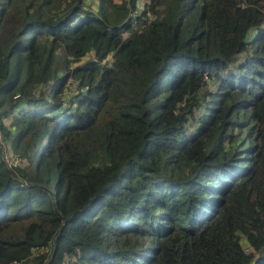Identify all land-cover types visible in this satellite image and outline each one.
Segmentation results:
<instances>
[{
    "label": "trees",
    "instance_id": "1",
    "mask_svg": "<svg viewBox=\"0 0 264 264\" xmlns=\"http://www.w3.org/2000/svg\"><path fill=\"white\" fill-rule=\"evenodd\" d=\"M96 1L0 0V264H264V0Z\"/></svg>",
    "mask_w": 264,
    "mask_h": 264
},
{
    "label": "built area",
    "instance_id": "2",
    "mask_svg": "<svg viewBox=\"0 0 264 264\" xmlns=\"http://www.w3.org/2000/svg\"><path fill=\"white\" fill-rule=\"evenodd\" d=\"M0 150L3 151L5 150V143H4V137L2 132L0 131ZM3 160L7 163L8 166H15L17 163V159L15 157H10V159H8L6 156V154L4 153L3 155Z\"/></svg>",
    "mask_w": 264,
    "mask_h": 264
},
{
    "label": "rangeland",
    "instance_id": "3",
    "mask_svg": "<svg viewBox=\"0 0 264 264\" xmlns=\"http://www.w3.org/2000/svg\"><path fill=\"white\" fill-rule=\"evenodd\" d=\"M86 3L90 7L91 11L95 13L96 10H97V1L96 0H86ZM84 60H87V59H84ZM84 60H82V62ZM4 153L6 154L5 157H7L8 159H10V157H9L10 153L8 151H6V146H5V150L3 151V154Z\"/></svg>",
    "mask_w": 264,
    "mask_h": 264
}]
</instances>
